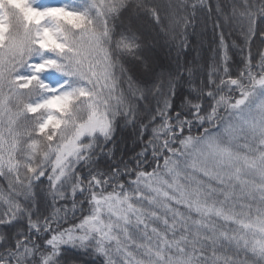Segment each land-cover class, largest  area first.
Segmentation results:
<instances>
[{
    "label": "snow or ice",
    "instance_id": "6c2138e0",
    "mask_svg": "<svg viewBox=\"0 0 264 264\" xmlns=\"http://www.w3.org/2000/svg\"><path fill=\"white\" fill-rule=\"evenodd\" d=\"M0 180V264H264V0H0Z\"/></svg>",
    "mask_w": 264,
    "mask_h": 264
},
{
    "label": "trees",
    "instance_id": "16d2710c",
    "mask_svg": "<svg viewBox=\"0 0 264 264\" xmlns=\"http://www.w3.org/2000/svg\"><path fill=\"white\" fill-rule=\"evenodd\" d=\"M225 2H231V0H225ZM200 16H201V19H203V13H201ZM209 25H210V21H209ZM197 31H199V29H198ZM189 41H190L191 43H193V44L196 43V41L193 40V37H192V36H189ZM160 43H161V44H164V43H165L163 37L160 38ZM206 45H207V40H205V46H206ZM160 51H161V53L163 54V55H162V56H163V57H162V58H163V61H162V62L164 63L165 67H166V68H170L171 70H175V67H176L175 50L172 51L171 55H166V53H167V51H168L167 48H163V49H161ZM201 56H202V52H201V50L199 49V47L197 46V48H196L195 51H189L188 56H187V59H188L189 61H191L193 57H196L197 59H200ZM183 60H184V58L182 57V58H181V65H183ZM184 70H185V69H184L183 66H181L180 69H179V71H181V72H184ZM128 146H129V147L132 146V145H131V142L129 143ZM3 183H4V181L0 180V184H3ZM97 264H99L98 261H97Z\"/></svg>",
    "mask_w": 264,
    "mask_h": 264
},
{
    "label": "rangeland",
    "instance_id": "374dc122",
    "mask_svg": "<svg viewBox=\"0 0 264 264\" xmlns=\"http://www.w3.org/2000/svg\"><path fill=\"white\" fill-rule=\"evenodd\" d=\"M40 2H42V3H53V2H59V0H40ZM160 55H161V56L163 55V54L161 53V51H160ZM162 57H163V56H162ZM49 79L54 80V79H55V76L49 74Z\"/></svg>",
    "mask_w": 264,
    "mask_h": 264
}]
</instances>
